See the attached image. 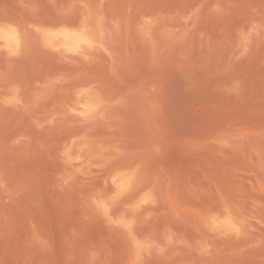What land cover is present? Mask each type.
I'll use <instances>...</instances> for the list:
<instances>
[{"label":"rangeland","instance_id":"374dc122","mask_svg":"<svg viewBox=\"0 0 264 264\" xmlns=\"http://www.w3.org/2000/svg\"><path fill=\"white\" fill-rule=\"evenodd\" d=\"M0 264H264V0H0Z\"/></svg>","mask_w":264,"mask_h":264}]
</instances>
